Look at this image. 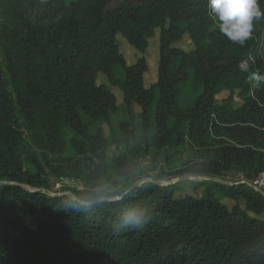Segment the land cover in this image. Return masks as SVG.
I'll list each match as a JSON object with an SVG mask.
<instances>
[{"label":"trees","instance_id":"1","mask_svg":"<svg viewBox=\"0 0 264 264\" xmlns=\"http://www.w3.org/2000/svg\"><path fill=\"white\" fill-rule=\"evenodd\" d=\"M108 3L0 0V181L12 182L0 185V264H264V194L247 183L264 173V21L241 46L219 32L208 0ZM37 9L64 16L33 20ZM157 30L158 79L147 87L146 57L128 64L118 35L145 53ZM185 36L194 49L177 46ZM135 106L169 167L175 157L180 174L241 179L211 180L200 194L183 187L204 180H149L124 194L140 178L126 153L109 156L120 142L93 123L122 111L131 140ZM50 177L116 182L123 198L75 210L63 192L38 190ZM137 203L152 207L149 223L118 227Z\"/></svg>","mask_w":264,"mask_h":264},{"label":"rangeland","instance_id":"2","mask_svg":"<svg viewBox=\"0 0 264 264\" xmlns=\"http://www.w3.org/2000/svg\"><path fill=\"white\" fill-rule=\"evenodd\" d=\"M125 0H109L107 5V9H113L117 7L119 4L124 2ZM131 3H138L142 0H126ZM64 16V12H58L57 9L51 11V13L46 14L42 9L34 10L31 13V17L33 20H44V21H59ZM159 32L157 30L155 36L149 40V47L145 53H141L139 50L134 48L123 35H118V43L120 45V50L125 56L128 64H133L137 61V59L141 56H145L148 62L149 71L145 74V83L146 86L149 87L153 83H155L158 79V60H159ZM177 46L184 48L185 50L194 49V45L188 36L177 43ZM247 66L246 64L243 65ZM99 84H106L111 87L112 91L116 94L119 105L123 104V93L121 89L113 85L109 82L108 78L100 74L97 79ZM229 95L228 91L223 92L218 96L219 99H222ZM239 101V99L237 100ZM136 118L134 122L131 124L134 132L133 139H126L125 130L121 127L120 120L124 117L122 111H120L112 120L111 124L106 122H94L93 126H101L106 135L111 138L115 136V138L120 142L119 147H115L112 145L109 149V156L116 153H126L128 157L131 159V167L132 172L135 177H139L143 181H149L150 179H156L163 181L165 183L170 180H176L182 176H191L189 174H180L178 173L179 164L178 160L174 157L171 160V164L173 167H169L167 165L166 155L169 152H165V150H158L156 145L153 142V135L156 134L154 128L149 132V140L146 143L144 140V132L143 125L141 119V109L138 106H135ZM185 152V151H183ZM218 178L230 181L237 182L241 179V175L238 171L232 170ZM201 188L194 189V185H184V191L192 194H200L202 189L210 183L211 180L208 179H200L199 181H203ZM258 183H255L261 189H264V173H261L258 178ZM51 185L47 189L49 193L56 194L58 192L72 193L71 189H78L80 191L88 194L94 187V183L86 178H62L60 180L55 179L54 177H50ZM185 193H178V197H182ZM224 199V198H223ZM227 205L232 206L233 202L228 199L224 200ZM240 204L244 207L245 202L240 201ZM259 218L264 219V214L259 216Z\"/></svg>","mask_w":264,"mask_h":264},{"label":"clouds","instance_id":"3","mask_svg":"<svg viewBox=\"0 0 264 264\" xmlns=\"http://www.w3.org/2000/svg\"><path fill=\"white\" fill-rule=\"evenodd\" d=\"M46 3L47 0H42ZM264 0H208L209 16L219 32L233 43L244 46L253 37L255 23L264 21ZM253 79L257 76L253 75ZM132 174H129L131 177ZM122 187L116 182H99L88 194H65V207L86 211L100 204H109L123 197L117 189ZM152 207L137 203L123 210L117 226L121 228H142L152 216Z\"/></svg>","mask_w":264,"mask_h":264},{"label":"water","instance_id":"4","mask_svg":"<svg viewBox=\"0 0 264 264\" xmlns=\"http://www.w3.org/2000/svg\"><path fill=\"white\" fill-rule=\"evenodd\" d=\"M208 179V180H213V181H218V182H222V183H225V184H236L237 182H230V181H227V180H224V179H221V178H218V177H212V176H205V175H191V176H182V177H179L178 179L176 180H170L169 182L165 183L163 181H160V180H154V179H150V181H153V182H156L158 184H162V185H169V184H174V183H177L179 181H184V180H200V179ZM143 181L142 179H140L139 181L135 182L134 185L132 186L131 189H129L128 191H126L124 194L126 193H129L133 188H135L137 185H140L142 184ZM241 182H245V181H241ZM6 183H12V182H8V181H5V180H2L0 181V185L2 184H6ZM250 186L256 188L257 190H259L260 192H262L264 194V189H261L260 187H258L257 185H255V183L253 182H247ZM40 191H43V192H48L47 190H45L44 188H40L38 189ZM64 194H72V193H65L63 192Z\"/></svg>","mask_w":264,"mask_h":264},{"label":"built area","instance_id":"5","mask_svg":"<svg viewBox=\"0 0 264 264\" xmlns=\"http://www.w3.org/2000/svg\"><path fill=\"white\" fill-rule=\"evenodd\" d=\"M255 183H258V180H255Z\"/></svg>","mask_w":264,"mask_h":264},{"label":"bare ground","instance_id":"6","mask_svg":"<svg viewBox=\"0 0 264 264\" xmlns=\"http://www.w3.org/2000/svg\"><path fill=\"white\" fill-rule=\"evenodd\" d=\"M156 180V179H155Z\"/></svg>","mask_w":264,"mask_h":264}]
</instances>
